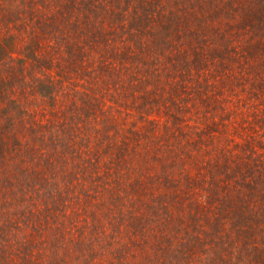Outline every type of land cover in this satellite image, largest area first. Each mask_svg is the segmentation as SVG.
<instances>
[{"label": "trees", "instance_id": "16d2710c", "mask_svg": "<svg viewBox=\"0 0 264 264\" xmlns=\"http://www.w3.org/2000/svg\"><path fill=\"white\" fill-rule=\"evenodd\" d=\"M4 17L0 7V264H264V156L249 162L211 132L199 134L194 154L184 151L189 125L177 113L160 121L154 106L165 102L132 105L144 111L125 114L130 133L121 123L100 130V119L117 120L111 110L105 119L102 88L88 99L65 89L66 69L82 59ZM74 20L85 40L98 36ZM255 138L264 149V132Z\"/></svg>", "mask_w": 264, "mask_h": 264}, {"label": "rangeland", "instance_id": "374dc122", "mask_svg": "<svg viewBox=\"0 0 264 264\" xmlns=\"http://www.w3.org/2000/svg\"><path fill=\"white\" fill-rule=\"evenodd\" d=\"M94 1L0 0V7L5 23H29L42 46L58 43L73 60L82 59V65L70 64L63 74L68 81L65 89L77 90L76 96L88 99L86 91L97 96L94 88H102L109 106L105 119L110 122L111 110L117 120L106 125L99 117L100 130L121 123L123 131L130 133V117L125 114L131 111L135 118L144 111L132 105L165 102L164 107L154 106V112H162L160 121L169 122L177 113L189 125L179 137L184 151L194 154L199 134L205 135L206 141L211 132L222 144L236 145L233 151L249 162L264 156L255 138L264 132V0ZM91 5L103 6L105 11ZM16 8L19 16L9 13ZM75 16L98 36L85 40L80 23L77 31L73 30ZM36 18L53 22L56 30L39 32L34 25ZM103 37L108 40L105 47L97 42ZM111 54L115 55L114 66L108 64ZM161 95L162 100L155 102ZM77 101L82 104L80 98ZM171 101L178 102L183 111L175 112ZM83 104L93 108L87 101ZM229 108L239 115L233 117ZM66 114L75 120L82 117L81 110L75 116L71 108ZM191 140L194 142L189 144ZM209 145L204 143L203 149ZM237 160L235 157L234 162Z\"/></svg>", "mask_w": 264, "mask_h": 264}]
</instances>
